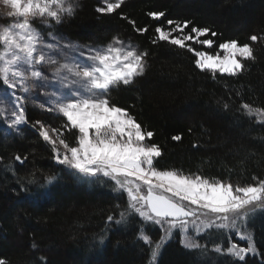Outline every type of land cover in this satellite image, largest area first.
<instances>
[{"label": "trees", "instance_id": "obj_1", "mask_svg": "<svg viewBox=\"0 0 264 264\" xmlns=\"http://www.w3.org/2000/svg\"><path fill=\"white\" fill-rule=\"evenodd\" d=\"M79 4L76 15L57 27L59 34L97 46L107 45L119 35L150 52L146 74L131 87L113 91L111 97L155 133L154 142L164 151L157 165L160 169H179L241 185L252 183V177L264 178V126L240 111L243 103L264 107V41L253 45L257 59L245 62L241 76L217 74L215 80L211 73L195 67L194 55L186 49L151 43L155 28L167 29L168 19L188 20L219 33L204 37L214 40L211 49L193 44L198 50L215 54L219 44L229 38L251 43L250 35L264 34V0H126L122 13L128 20L97 13L95 9L102 6L98 0H79ZM149 11H164L165 17L153 20ZM129 20L148 27V32L136 33ZM27 108L30 123L39 119L57 128L63 123L62 117L38 106ZM177 134L183 137L179 142L171 139ZM64 135L74 142L73 133L64 131ZM16 154L27 155L28 160L21 165L13 160ZM0 157V257L10 264H33L41 256L48 264H148L147 246L137 239L139 224L113 225L105 243H98L107 214L121 203L119 193L109 186L74 180L34 129L22 126L17 135L0 123ZM10 162L18 176L27 178L35 171L40 182L53 174L59 179L50 195L29 203L12 173L5 170ZM248 228L258 252L249 254L245 264H264V256L259 254L264 252V214H257ZM161 234L158 226L151 228L154 239ZM238 240L235 232L201 239L208 248L207 255H201L185 249L179 235H174L162 248L158 264H237L211 249L216 243L226 248ZM33 243L36 250L31 248Z\"/></svg>", "mask_w": 264, "mask_h": 264}, {"label": "snow or ice", "instance_id": "obj_2", "mask_svg": "<svg viewBox=\"0 0 264 264\" xmlns=\"http://www.w3.org/2000/svg\"><path fill=\"white\" fill-rule=\"evenodd\" d=\"M125 2L103 0V6L95 11L128 20L122 13ZM79 7V0H0V20L6 21L0 25V123L17 135L22 126L31 127L51 146L54 159L74 180L109 186L119 193L121 203L107 214L99 244L105 243L111 226L139 224L137 239L147 246L148 264H158L162 248L174 235H179L185 249L207 255V245L201 239L234 231L247 241L246 247L231 243L224 248L216 243L211 251L245 264L249 254L258 252L247 226L257 214H264V178L252 177V183L241 185L179 169H160L157 165L164 151L154 142L155 133L111 97L113 91L131 87L146 74L150 52L119 35L106 46H97L74 43L59 34L57 27L73 18ZM147 15L159 21L165 12L149 11ZM129 23L141 35L149 30L138 27L134 20ZM167 25V29L155 28L151 43L186 49L194 55L195 67L211 73L214 80L217 74L241 76L245 62L257 59L253 45L264 41V34L250 35L251 43L229 38L213 54L193 44L211 49L214 40L204 37L218 36L216 31L188 20L168 19ZM49 71L51 80L46 74ZM36 89L46 98L37 106L62 117L61 127H46L39 119L30 123L27 105ZM240 111L264 126V107L243 103ZM64 131L73 133L74 142L65 137ZM182 138L181 134L171 137L177 142ZM13 160L23 165L28 156L16 154ZM5 170L12 173L20 192L30 198L29 203L45 199L59 179L53 174L40 182L35 171L27 178L18 176L11 162ZM154 226L162 233L159 239L151 235ZM31 248L36 250L37 245L33 243ZM259 254L264 256V252ZM0 264L10 261L0 257ZM33 264L48 261L41 256Z\"/></svg>", "mask_w": 264, "mask_h": 264}, {"label": "rangeland", "instance_id": "obj_3", "mask_svg": "<svg viewBox=\"0 0 264 264\" xmlns=\"http://www.w3.org/2000/svg\"><path fill=\"white\" fill-rule=\"evenodd\" d=\"M98 1H100V2H101V5L103 6V0H98ZM0 25H2V24L0 23ZM71 41H72V40H71ZM72 42H74V43H79V42H75V41H72ZM79 44H81V45H87V44H83V43H79ZM100 46H106V45H100ZM220 54L222 55L223 53L220 52ZM46 74L49 76V80H51V79H52L51 71L47 72ZM48 90H50V89H48ZM30 95L32 96V100L29 101L28 105H34V106H37L38 103L43 102V101L46 99L43 95H41V90H40V89H36V90H34L33 93H31ZM37 96L39 97L38 100H36V97H37ZM33 101H35V102H33ZM28 105H27V106H28ZM45 126H46V127H49V126H47V125H45ZM49 128H51V127H49ZM5 130H6L7 132H13L12 130L7 129L6 126H5ZM247 231L251 233V231H250V229L248 228V226H247ZM233 232H234V231H233ZM235 237H236V239H239V240H238V242H234V243H237V244H238L239 246H241V247H246V246H247V241H246V240H241L240 237H239L236 233H235ZM232 243H233V242H232ZM230 244H231V243H230ZM230 244H229V245H230Z\"/></svg>", "mask_w": 264, "mask_h": 264}]
</instances>
